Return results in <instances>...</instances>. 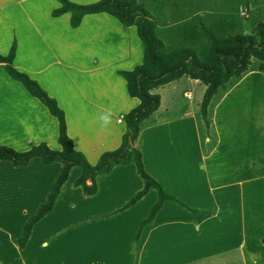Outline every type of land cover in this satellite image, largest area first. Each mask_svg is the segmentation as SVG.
<instances>
[{
  "label": "crops",
  "instance_id": "crops-1",
  "mask_svg": "<svg viewBox=\"0 0 264 264\" xmlns=\"http://www.w3.org/2000/svg\"><path fill=\"white\" fill-rule=\"evenodd\" d=\"M69 1L87 5L101 0ZM137 1L145 6L151 3ZM152 1L158 3L157 15L166 22L161 32H169L178 44L179 32L172 30L179 23L173 18L202 16L185 8L190 0H168L171 9L166 8V0ZM60 7L58 0H0V54L8 55L16 44L14 67L57 101L75 149L95 165L104 152L120 146L126 132L123 115L140 103L129 95L119 72L140 65L144 47L135 26L125 27L101 13L85 16L73 29L69 13L53 16ZM185 78L189 77L155 90L161 105L144 122L140 144L147 172L195 211L166 201L143 231L137 245L138 264L149 247L158 245L159 237L175 234L161 242L169 253L164 264H192L233 251L245 254L247 237H253L248 220L255 216V197L264 186V117L258 114L261 98L253 84L264 74L249 71L215 104L212 100L208 129L193 104L182 112L177 109L182 88L177 85ZM248 88H253L251 100L241 96ZM205 90L204 86L199 102ZM166 93L172 94L168 101ZM191 94L185 91L184 96L192 101ZM105 116L107 122L101 119ZM58 135V120L0 64V146L25 152L46 143L61 150ZM61 169L60 163L47 164L40 158L24 167L0 161L3 262L16 264L21 251L16 240L47 201ZM80 175L81 169H72L52 213L34 227L25 250L36 255L27 260L32 259V264H130L127 255L134 251L135 234L156 203L157 191L151 189L136 205L119 211L144 187L134 164L99 176V191L89 197L75 186ZM181 236L186 241L179 243L176 238ZM198 236L201 245L195 246Z\"/></svg>",
  "mask_w": 264,
  "mask_h": 264
},
{
  "label": "trees",
  "instance_id": "trees-1",
  "mask_svg": "<svg viewBox=\"0 0 264 264\" xmlns=\"http://www.w3.org/2000/svg\"><path fill=\"white\" fill-rule=\"evenodd\" d=\"M58 1L61 7L53 12V16L59 17L69 13L70 25L73 29L81 25L85 16L101 13L115 17L125 27H136L144 47L143 61L134 69L121 71L119 74L127 83L129 95L137 98L140 103L123 115L126 132L122 136L120 146L115 150L104 152L97 163L92 165L83 153L75 149L68 134L65 112L59 107L57 101L36 80L14 67L16 44L12 46L8 55L0 54V64L4 65L8 75L21 83L58 120V142L61 145V150H53L46 143H40L25 152L0 146V161H10L17 167L29 165L34 158H40L47 164L58 162L62 165L47 202L41 205L39 211L27 222L22 238L17 240V245L19 248H24L35 225L53 211L72 169H81V175L75 181V186L81 187L84 195L89 197L96 195L99 191L97 183L99 176L110 174L118 166L134 164L144 182V187L119 211L136 205L151 189L158 193L156 203L148 216L142 220L135 234L134 250H137L144 229L154 221L166 201L195 211L167 193L145 167L140 135L144 122L161 105V96L155 93V90L183 77L202 83L206 90L202 97L198 119L208 129L209 106L220 90H225L229 83H237L249 71H259L264 74V21L256 24L250 34L230 31L229 27L232 26L227 18L228 21L223 19L210 27L201 25L198 28L191 22L188 27L180 30L178 34L180 42L173 46L166 45L158 36L155 18L146 6L137 0H101L87 5L75 4L69 0ZM255 60L256 67L253 64Z\"/></svg>",
  "mask_w": 264,
  "mask_h": 264
},
{
  "label": "rangeland",
  "instance_id": "rangeland-1",
  "mask_svg": "<svg viewBox=\"0 0 264 264\" xmlns=\"http://www.w3.org/2000/svg\"><path fill=\"white\" fill-rule=\"evenodd\" d=\"M166 2L168 3V0H166ZM186 2H187V0H186ZM172 5L173 4L171 2H169L168 5L166 6V8L171 9ZM146 7H147V10L155 18L158 36L165 42L166 45H173V46L178 45L177 40L174 37L170 36L169 32H166L165 34H163L161 32V30L165 26L166 22L163 21L157 15L158 3L151 0V3H147ZM185 8L188 9L189 11H192V12L197 11V12L201 13L202 16L200 19L197 17L193 18V19H189L190 16L181 17V18L178 17L179 19L173 18V19H175V22L179 23V24H177V26L174 27V28H179V29H174L173 33L177 32V31L180 32L181 29L186 28V26H189V23H191V22L194 23L196 26H198V28H200L201 25H205V26L210 27L213 24H216V23L222 21L223 19L225 21H228L227 19H229L230 24L232 26V27H229L230 31L235 32V33H241L242 32V33L250 34L253 31V28L256 26V24L264 21V0H190V3L186 4ZM186 19H188V20H186ZM183 24H184V26H183ZM253 64L255 67L257 66L256 60L254 61ZM257 74L259 76L260 72L257 71ZM233 84L234 83H229L225 90H220L219 93L217 94V96H215V98L213 99L214 100L213 104H215V102L219 100L221 95H223L225 92H227V90L232 88ZM177 86L179 88L182 87L181 92L178 96L179 102H180V105L177 108L178 111L182 112L183 109L186 108L185 106H187L189 108L190 106L194 105L197 109V112L199 113V115H198V117H199L202 98H201L200 102H199V100H200V97L202 95L204 85L202 83L195 85L193 82H191V79L185 78L183 81L179 82ZM256 86H257V90H258L257 95H258V97L261 98L260 100H258L261 104L258 105L257 111H258V114L260 117H264V79L259 78V80H257L253 84V87H256ZM252 89L248 88L245 92L243 89V94H241V96L244 95V98L246 100H251L252 93H253ZM185 91H192V94H191L192 101H190L189 99H187V97L184 96ZM166 95H167V101H168L172 94L166 93ZM213 104H211V108L214 106ZM242 110H244V109H242ZM211 111H212V109H211ZM174 112L175 111H172V113H174ZM67 181L65 183H67ZM51 190H52V188H51ZM253 208H254V215L255 216H253V219L248 220L249 225H251L250 232L252 233L253 237H251V238L247 237L248 245H247V252H245V254H241V253H238L236 251L227 252L225 254H220V257L215 255L211 258L201 259V260H199L195 263H192V264H264V242H261V240L264 239V186L261 189H259V191L255 197V205L253 206ZM256 217H257V219H256ZM179 227H181V226H177L176 230H178ZM32 232H33V230H32ZM32 232H31V234H32ZM23 233H24V228H23ZM22 236H23V234L21 235L20 238H22ZM174 236H175V234L172 236L159 237L158 238V242H159L158 245L148 248L146 255L144 257H142V263L141 264H164L162 261L167 260V258L169 257V253L166 252L167 247L162 246L161 242L163 240L169 241L172 238H174ZM30 237H31V235H30ZM30 237H29V239H30ZM176 239L179 243L181 241H186V239L182 238V236L180 238H176ZM17 240H16V243H17ZM173 242H175L174 239H173ZM28 243H29V240H28L26 246L24 248H20L21 251L19 250V252L17 253L16 264H32L33 260L32 259L27 260V258L29 255L35 256L36 254L29 253L25 250ZM194 244H195V246L201 245L200 236L194 238ZM195 250L200 252L199 251L200 249H195ZM179 255H183V254L179 253ZM199 255L201 256L202 252H200ZM127 256L129 257L128 260H129L130 264H138L137 250L130 252L129 255H127ZM0 264H11V263H8L5 261L3 262V260L0 259Z\"/></svg>",
  "mask_w": 264,
  "mask_h": 264
},
{
  "label": "clouds",
  "instance_id": "clouds-1",
  "mask_svg": "<svg viewBox=\"0 0 264 264\" xmlns=\"http://www.w3.org/2000/svg\"><path fill=\"white\" fill-rule=\"evenodd\" d=\"M101 119L103 120V121H105V122H107V117L105 116V117H101Z\"/></svg>",
  "mask_w": 264,
  "mask_h": 264
}]
</instances>
